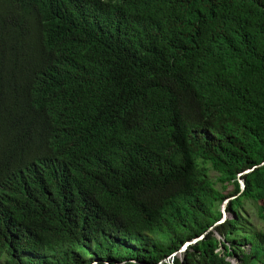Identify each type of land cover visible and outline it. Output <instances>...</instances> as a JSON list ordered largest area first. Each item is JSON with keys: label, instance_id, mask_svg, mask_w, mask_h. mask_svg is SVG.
Wrapping results in <instances>:
<instances>
[{"label": "trees", "instance_id": "trees-1", "mask_svg": "<svg viewBox=\"0 0 264 264\" xmlns=\"http://www.w3.org/2000/svg\"><path fill=\"white\" fill-rule=\"evenodd\" d=\"M263 162L264 0H0V264H264Z\"/></svg>", "mask_w": 264, "mask_h": 264}, {"label": "water", "instance_id": "water-1", "mask_svg": "<svg viewBox=\"0 0 264 264\" xmlns=\"http://www.w3.org/2000/svg\"><path fill=\"white\" fill-rule=\"evenodd\" d=\"M263 164H264V162L261 163L259 166H262ZM255 168H256V167H253V168H251V169L245 170L244 172L238 174V184L240 185V189H241V191L244 190V183H243V181L241 180L240 177L243 176V175H245V174L250 173V172H251L252 170H254ZM234 198H235V197H227V198H225V199L223 200V202H222V204H221V206H220V213H221V216H222V217H221V219H220L217 223H215L214 226L220 225V224H222V223L226 220V218L228 217V214H227V212H226L227 205L229 204V202L233 201ZM201 238H202V236H200V237H198V238H194V239H192V240H190V241L184 243V244L181 246L180 250H179L177 253H181V252H182L184 249H186L187 247H190V246H192V245H195L197 242L200 241ZM172 256H173V255H172ZM172 256H171V257H172Z\"/></svg>", "mask_w": 264, "mask_h": 264}, {"label": "rangeland", "instance_id": "rangeland-1", "mask_svg": "<svg viewBox=\"0 0 264 264\" xmlns=\"http://www.w3.org/2000/svg\"><path fill=\"white\" fill-rule=\"evenodd\" d=\"M208 174H209V178H211L213 180L214 177H215V174L211 170L209 171ZM216 188L219 189L220 187L216 186ZM245 209H246V212H247L246 215L249 218L250 223L252 225L256 226L258 229L264 231V224L261 221L258 220L255 207L251 203H247V204H245ZM186 249H184L181 253H176L174 258H178V259L182 258L183 254L185 253V251H188V249L187 250ZM171 259H173V258H171ZM168 261H170V260L168 259ZM230 263L239 264L234 259H230Z\"/></svg>", "mask_w": 264, "mask_h": 264}, {"label": "built area", "instance_id": "built-area-1", "mask_svg": "<svg viewBox=\"0 0 264 264\" xmlns=\"http://www.w3.org/2000/svg\"><path fill=\"white\" fill-rule=\"evenodd\" d=\"M232 264V263H231Z\"/></svg>", "mask_w": 264, "mask_h": 264}]
</instances>
